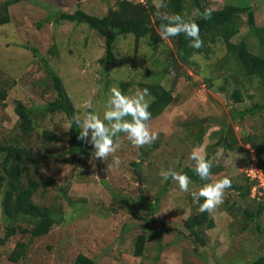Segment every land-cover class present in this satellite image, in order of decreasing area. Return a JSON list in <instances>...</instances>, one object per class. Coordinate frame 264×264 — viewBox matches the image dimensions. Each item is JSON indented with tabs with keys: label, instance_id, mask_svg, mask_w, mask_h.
I'll list each match as a JSON object with an SVG mask.
<instances>
[{
	"label": "rangeland",
	"instance_id": "1",
	"mask_svg": "<svg viewBox=\"0 0 264 264\" xmlns=\"http://www.w3.org/2000/svg\"><path fill=\"white\" fill-rule=\"evenodd\" d=\"M120 1L22 0L11 7V23L0 26V93L6 94L5 100H0V141L9 142L15 134L23 135L15 112L18 102L37 107L56 97L41 56L61 76L81 115L95 111L102 117L109 89L112 86L122 89L121 82H131L127 94H134L141 90L139 82H147L148 70H168L162 83L171 89L175 60L168 54L172 48L169 39L156 44L145 38L136 43L133 35L119 36L114 48L115 60L108 69L104 60L105 37L87 24L55 21L59 13H74L78 9L102 18ZM207 2L213 9L225 4V0ZM251 5L257 27L264 30V0H251ZM50 17L54 20H49ZM244 39L256 52L257 41L249 36L246 15L242 16L240 31L233 41L239 43ZM35 49L39 56L35 55ZM211 49L213 52L208 57L193 58L196 68L180 63L179 78L172 90L176 97L174 104L149 121L151 130L158 133L151 145L133 146L121 133L122 143L114 154L120 157L118 166L112 155L106 160L86 156L75 165L67 163L70 123L65 114L47 115L36 122L35 129L28 134L30 147L38 154L43 153L38 159L41 166L37 168L56 185H48V191L38 196L47 206L61 211L63 219L48 235L36 238L26 260L17 264H73L81 253L98 264H246L264 256V213L259 223L261 232L255 228L257 223L241 231L245 221L243 208L255 209L264 204V190L253 188L251 197L241 200L236 192L225 189L223 203L210 212L216 226L202 231L206 245H201L184 226L195 211L190 193L200 187L190 182V191L182 192L175 181L160 175L169 168L182 171L185 166H195L190 158L193 149L212 159L213 165L222 167L221 171L212 173L210 182L229 176L235 183L246 184L249 175L256 174L254 163L258 161V169L262 167L256 150L242 140L251 136L262 144L264 111L238 115L247 108L264 104L262 91L257 89L255 80L252 89L243 91V102L236 103L232 98L233 71L222 62L225 45L218 43ZM210 77L208 83L206 78ZM222 86L226 88L224 92L220 91ZM147 99L152 101L150 95ZM86 102L93 107L87 109ZM196 122L204 124L206 129L202 146L190 139L197 134ZM229 126L238 144L232 149L210 147L219 140L214 133L223 128L228 130ZM48 129L58 132L62 142L45 146L42 133ZM138 163L137 172L134 164ZM100 164L106 173L107 186L98 177ZM124 198L132 208L122 207ZM133 200L137 201L136 205ZM231 204L236 217L226 209ZM4 227L5 223L0 221V237L4 235ZM140 234L147 237L146 251L137 257L135 242ZM17 239L0 245V264H15L8 255Z\"/></svg>",
	"mask_w": 264,
	"mask_h": 264
},
{
	"label": "trees",
	"instance_id": "2",
	"mask_svg": "<svg viewBox=\"0 0 264 264\" xmlns=\"http://www.w3.org/2000/svg\"><path fill=\"white\" fill-rule=\"evenodd\" d=\"M22 0H5L0 2V26L11 23V7ZM206 9H211V15H203ZM175 14L182 15L186 20H195L200 27V36L203 40V46L199 49L189 46V39L184 33L179 36L171 37L172 48L168 50L169 57L172 60H178L182 65L196 68L193 58L198 55L206 57L213 52L212 46L223 43L225 45L226 54L222 60L224 65L233 71L234 91L232 98L236 103L243 102V91L252 89L251 86L256 80L257 89L262 91L261 96L264 99V30L259 29L255 21V9L251 5V0H225V4L220 8H211L207 0H164L163 6L156 7L154 0H121L116 8H109L106 16L100 18L86 13L82 9H78L74 13H59L55 21H65L76 24H87L91 29L96 30L101 36L105 37L107 45V53L105 61L107 68L115 60L114 48L119 36L133 35L136 43L147 38L151 42L160 43L164 39L160 36L161 24L168 23L164 16H173ZM247 16L249 26V36L257 41L256 52L251 49L250 45L244 39L239 43H235L233 38L240 31V22L242 16ZM49 20H54L52 17ZM44 21L40 22V25ZM39 25V26H40ZM36 56H39L37 50H34ZM43 61L49 78L53 83L56 97L44 106H26L22 102H18L15 106V112L19 117V125L23 132L10 137L9 142L0 141V199L2 207V217L0 221L5 223L4 235L0 237V245H7L9 241L18 237L13 251L8 255V259L17 264L29 255V248L36 238L48 235L54 226L61 222L62 212H58L54 207L47 206L38 196L40 192L48 191V185L56 186L46 176L42 170L37 167L41 166L38 159L43 153H36L31 147V141L28 134L35 129L36 122L42 121L47 115L65 114L70 123L69 140L65 156V161L75 165L82 157H93V147L90 143L79 138V128L73 121V116L77 114V109L69 96L61 76L55 72L49 62L43 56ZM149 75L145 78L147 82H139V87L149 89L152 101L149 110L152 113L150 121L161 116L170 105L174 104L176 97L169 87L163 85L162 81L168 74V70L157 72L149 71ZM239 77H242L239 79ZM211 77L206 78L208 83ZM227 81V79L225 80ZM133 85L131 82H121L122 90L127 94L129 87ZM254 88V87H253ZM225 87H221L220 91L224 92ZM6 94L0 93V100H5ZM264 111V104L255 105L247 108L238 115L244 117L246 115H256ZM237 115V114H236ZM131 119V118H130ZM199 126L196 136L190 137L195 144L203 145L204 138L207 133L204 124L196 122ZM201 126V130H200ZM204 129V130H203ZM233 133V128L228 127L220 129L214 133L218 135L219 140L212 143L210 147L222 146L232 149L238 144L239 140ZM122 135V134H120ZM213 135V138H214ZM42 141L44 145L62 142V137L58 132L48 129L42 133ZM243 143L252 145L256 150V154L261 159V169L264 171V140L262 144L258 143L256 138L247 136L243 138ZM46 155L47 151H46ZM207 158H209L207 156ZM40 160V159H39ZM136 171L140 169V163L134 164ZM34 166V169H30ZM215 166V167H214ZM217 167V168H216ZM194 166H185L182 172L187 173L191 177V183L198 187L209 183L210 179L201 180L193 171ZM221 166L213 165L211 173L221 171ZM251 179V180H250ZM246 184L235 183L232 180V186L228 189L237 193L241 200L251 197L253 188L259 183L257 177L250 176ZM42 196H45L41 193ZM192 198V197H191ZM201 197V202H203ZM137 204L136 200H133ZM145 205V201H142ZM122 207L128 205L132 208L124 198ZM229 205V201L227 206ZM194 212L185 221V229L190 233L191 237L197 244L206 245V241L202 236V231L215 228L216 224L210 212L199 210V206L194 204ZM229 207V206H228ZM234 204H231L229 212L232 215ZM122 209V208H121ZM225 209V210H226ZM264 213V204H259L255 209L243 208L242 215L245 217L241 231H246L255 223V228L262 231L260 218ZM147 237L144 234L138 235L135 242V256L142 257L146 251ZM73 264H98L97 261L85 254H78ZM246 264H264V256L257 260Z\"/></svg>",
	"mask_w": 264,
	"mask_h": 264
},
{
	"label": "clouds",
	"instance_id": "3",
	"mask_svg": "<svg viewBox=\"0 0 264 264\" xmlns=\"http://www.w3.org/2000/svg\"><path fill=\"white\" fill-rule=\"evenodd\" d=\"M162 6L163 0H156V7L160 8ZM211 11V9L205 10L203 14L205 18L211 15ZM163 18L168 23L160 26L162 39L167 40L184 33L185 37L189 39L190 47L199 49L203 46L200 27L195 20H186L180 14L170 17L164 16ZM149 95V89L147 88L138 90L134 94H126L119 86H112L109 89L102 117L95 111H86L83 115L77 113L73 116L72 119L79 128V138L92 145L94 158L106 160L109 155H112L114 164L118 166L120 157L114 154L121 146V133L133 146L137 147L146 144L151 145L158 138V133L152 131L149 125L152 117L149 110L150 100L147 99ZM92 107L90 102H86L87 109ZM128 117L131 119H128ZM216 155L219 156L220 152L218 151ZM190 158L195 161L194 173L201 180H209L212 175V159L201 155L198 149H193ZM257 163L258 161L254 163L256 174L253 176L258 178L259 183L254 187V190H257V188L264 190L260 186L262 179L264 180V171L260 167V170L258 169ZM257 170L262 173V177L259 176ZM160 175L165 180L171 178L175 181L180 191H190L191 177L187 173L169 168L167 171L162 170ZM231 186V177L225 176L220 180L204 184L198 191H191L190 194L193 203L199 206L201 212H211L217 205L223 203L225 189ZM201 197L204 198L203 202H201Z\"/></svg>",
	"mask_w": 264,
	"mask_h": 264
},
{
	"label": "water",
	"instance_id": "4",
	"mask_svg": "<svg viewBox=\"0 0 264 264\" xmlns=\"http://www.w3.org/2000/svg\"><path fill=\"white\" fill-rule=\"evenodd\" d=\"M179 70H180V63L178 60H175V62L173 64V69L171 71L172 77H173L172 90L174 89V86L176 85V82L179 78ZM98 177L102 181L104 186L108 185V182L106 181V173H105V170L101 164L99 165Z\"/></svg>",
	"mask_w": 264,
	"mask_h": 264
},
{
	"label": "built area",
	"instance_id": "5",
	"mask_svg": "<svg viewBox=\"0 0 264 264\" xmlns=\"http://www.w3.org/2000/svg\"><path fill=\"white\" fill-rule=\"evenodd\" d=\"M142 1H144V0H142ZM257 173L259 174V176L262 177V173H261L260 171L257 170ZM260 186H262V187L264 188V180H263V179H262V181H261Z\"/></svg>",
	"mask_w": 264,
	"mask_h": 264
}]
</instances>
